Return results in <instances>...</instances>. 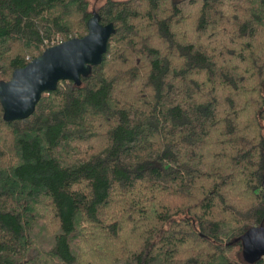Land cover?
<instances>
[{
	"label": "trees",
	"instance_id": "1",
	"mask_svg": "<svg viewBox=\"0 0 264 264\" xmlns=\"http://www.w3.org/2000/svg\"><path fill=\"white\" fill-rule=\"evenodd\" d=\"M94 14L100 65L0 101V264H264V0H0V84Z\"/></svg>",
	"mask_w": 264,
	"mask_h": 264
},
{
	"label": "water",
	"instance_id": "2",
	"mask_svg": "<svg viewBox=\"0 0 264 264\" xmlns=\"http://www.w3.org/2000/svg\"><path fill=\"white\" fill-rule=\"evenodd\" d=\"M88 33L50 46L24 67L16 68L9 81L0 84V101L6 121L30 117L44 94L54 91L62 80L80 82L93 66L103 62L115 33L113 22L103 24L98 14L88 20ZM246 258L264 257V228L242 236Z\"/></svg>",
	"mask_w": 264,
	"mask_h": 264
},
{
	"label": "rangeland",
	"instance_id": "3",
	"mask_svg": "<svg viewBox=\"0 0 264 264\" xmlns=\"http://www.w3.org/2000/svg\"><path fill=\"white\" fill-rule=\"evenodd\" d=\"M106 0H89L90 10L97 11L98 8L105 2ZM58 43V42H57ZM56 43V44H57ZM59 44V43H58Z\"/></svg>",
	"mask_w": 264,
	"mask_h": 264
},
{
	"label": "built area",
	"instance_id": "4",
	"mask_svg": "<svg viewBox=\"0 0 264 264\" xmlns=\"http://www.w3.org/2000/svg\"><path fill=\"white\" fill-rule=\"evenodd\" d=\"M58 43H60V42H58ZM58 43H57V44H58Z\"/></svg>",
	"mask_w": 264,
	"mask_h": 264
}]
</instances>
